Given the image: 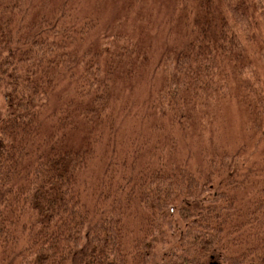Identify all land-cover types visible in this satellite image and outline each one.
I'll return each mask as SVG.
<instances>
[{
	"label": "trees",
	"instance_id": "16d2710c",
	"mask_svg": "<svg viewBox=\"0 0 264 264\" xmlns=\"http://www.w3.org/2000/svg\"><path fill=\"white\" fill-rule=\"evenodd\" d=\"M200 1L103 27L79 0H0V264H264V4ZM231 101L239 144L183 148Z\"/></svg>",
	"mask_w": 264,
	"mask_h": 264
},
{
	"label": "rangeland",
	"instance_id": "374dc122",
	"mask_svg": "<svg viewBox=\"0 0 264 264\" xmlns=\"http://www.w3.org/2000/svg\"><path fill=\"white\" fill-rule=\"evenodd\" d=\"M146 0L140 4L137 3V1L134 0H79V6H80V13L85 14L88 12H95V15H98L100 17V23L103 24V27H110L111 19L112 20H120L121 18L117 19L116 17L129 15V18L133 24L136 26V21L138 17L140 16L141 12V20L140 24L145 23V17L149 13L147 10L148 3ZM237 1H246V0H237ZM264 4V0H259ZM154 8L156 11L153 13V20L154 25H162V23H166L167 19L170 23L176 24L178 21H182L189 17H197L200 16V13L202 12V8L204 7V4L201 3L200 0H194V3L192 0H181L180 4L177 3L175 6V3L177 0H153ZM125 3V5H124ZM122 4V7H121ZM202 4V5H201ZM124 5V7H123ZM224 5H226L224 0H211L210 6L212 8H215L217 11L222 12L224 9ZM100 6V7H99ZM99 7V8H98ZM175 7V9L173 8ZM128 8L131 10L129 11ZM173 9V10H172ZM198 15V16H197ZM234 15V14H233ZM227 20L230 22V20L233 18L231 14H226ZM115 22V21H114ZM167 24V26L173 25V24ZM151 27V26H149ZM153 29V28H152ZM261 27L259 28V30ZM160 33L153 34V32L148 33V37L146 40L149 42V44L156 45L155 51L158 52L162 49L163 46L167 45L166 41L169 35H165V29L160 28ZM156 32V31H155ZM182 35V31L177 32V36ZM165 43V44H164ZM162 52V51H161ZM150 57V55H149ZM154 65L151 66L148 65V69L152 71V68ZM153 72V71H152ZM150 72V74H152ZM150 74L143 77H136L132 79L131 84H127V94L130 96L139 98L141 96L140 93L144 92L146 88H148L151 83H148L145 79L151 78L153 82L156 81V77H152ZM219 105H216L214 109H210V111L214 112L213 114V122L210 124L208 128L203 129L200 124H195L188 128L187 136V144L184 147H189L188 145L194 142H196L197 148H199V145L204 144V146H207L209 142H214L215 144H229V145H236L240 143V139L238 137V129H236V123H239L238 121V115L236 112V109L234 107V102L231 101L228 106H224L223 104L220 106V108H216ZM3 109V98L2 94H0V110ZM221 122V124L219 123ZM203 123V120L201 121ZM214 127H217L218 130L214 129ZM199 133L200 136L196 137L194 133ZM104 140L107 138V133H103ZM121 142L119 139V135L116 134V132L113 133V135L110 137V146L108 148V152L114 153L115 155L120 154V147ZM132 148H136L135 146H132ZM98 151V147L96 146V153ZM103 152L100 151L97 158L101 156ZM96 158V156H95ZM92 163V160L90 164H87L83 171V175L85 177L91 176L89 171L95 175L98 174V168L97 161Z\"/></svg>",
	"mask_w": 264,
	"mask_h": 264
}]
</instances>
